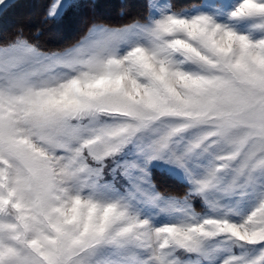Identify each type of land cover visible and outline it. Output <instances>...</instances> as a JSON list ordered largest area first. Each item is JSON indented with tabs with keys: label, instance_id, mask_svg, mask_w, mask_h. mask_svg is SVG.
<instances>
[{
	"label": "snow or ice",
	"instance_id": "6c2138e0",
	"mask_svg": "<svg viewBox=\"0 0 264 264\" xmlns=\"http://www.w3.org/2000/svg\"><path fill=\"white\" fill-rule=\"evenodd\" d=\"M132 6L0 41V264H264V0Z\"/></svg>",
	"mask_w": 264,
	"mask_h": 264
},
{
	"label": "rangeland",
	"instance_id": "374dc122",
	"mask_svg": "<svg viewBox=\"0 0 264 264\" xmlns=\"http://www.w3.org/2000/svg\"><path fill=\"white\" fill-rule=\"evenodd\" d=\"M39 1L40 2L23 1L20 4H18L17 7H15L12 11L4 15L3 19L0 18V41L11 39L20 30H23V32L27 34L29 37L35 38V35H34L36 33L35 28L38 27L39 25V15L41 14L39 13L40 12L39 6L41 5V0ZM77 1L79 0H67L69 4L77 3ZM84 1L86 2V0ZM177 2L186 3L187 0H177ZM136 3H138V0H120L119 3L116 0H113L111 3H109V5L111 6V8H109L110 6L108 5V3L103 2L97 5L100 8V10L108 8V9H111V11L107 12L106 14H102V13L97 14L96 12L93 16L97 21L104 22V23H98V24H104L110 27H118L121 24L127 22V20L131 16H135L137 14L138 9L132 6V5H135ZM123 4L129 5V7L124 8L121 6ZM82 9L83 7H81L80 10ZM125 13H127L128 15H124ZM74 14L75 12L72 13V15ZM46 18H47V15H46ZM68 18L69 17H67L66 20ZM88 18L94 19L91 15H89L87 19ZM51 20H55V19H51ZM84 20L85 18L83 15L77 16V17L74 16V17H70V20L68 19L66 24L64 21L63 24L66 27H70L71 25L73 29H77L80 26V23H82ZM74 21L75 23L72 24ZM58 28L56 27L52 28V25L49 23L48 26L46 27V31L43 33L44 39H51L53 42L57 43V42H60L61 40H64L66 36L70 38L73 36L71 34H65V32L62 33L63 30L62 32H60L62 28L61 25ZM157 180L164 187L175 188V185H172V183L166 179L157 177Z\"/></svg>",
	"mask_w": 264,
	"mask_h": 264
},
{
	"label": "trees",
	"instance_id": "16d2710c",
	"mask_svg": "<svg viewBox=\"0 0 264 264\" xmlns=\"http://www.w3.org/2000/svg\"><path fill=\"white\" fill-rule=\"evenodd\" d=\"M23 1H25V2L26 1H30V2L31 1H38V2H40L39 0H14V2L17 5ZM112 1L113 0H86V2H85L84 0H79V1H77V3H74V4L79 5V7H69L68 9H66V11L64 12L62 17L55 19V20H51L49 18H46V12H47L49 5L51 4L52 0H41V5L39 6V8H40L39 13H41V14L39 15V25H38V27L35 28L36 29V31H35L36 33L34 34L35 38H31L27 34H25L24 32L23 33H24V35H26V37L30 38L31 40H37L38 39L39 43L44 48L57 49V48H61V47H66L69 44L74 43L82 35H84L86 33V31L88 30V28L93 23H104L101 21H97L93 15L96 12H97V14H99V13L106 14L107 12H110L111 9L106 8V9L100 10V8L97 5H99L103 2H107L109 5V3H111ZM116 1L118 3L120 2V0H116ZM81 7H83L82 10H80ZM109 8H111V6ZM13 9H11L10 11H12ZM74 12H75V14L72 15V13H74ZM82 15L84 16L85 20L82 23H80V26L77 29H73L71 25H70V27H66L63 24L64 21L66 24L67 20L68 19L70 20V17H74V16L77 17V16H82ZM89 15H91L95 20L89 19V18L87 19V17ZM3 17H4V15L0 16V18H2V19H3ZM67 17H69V18L66 20ZM49 23L52 25V28H54V27L58 28L61 25L62 28H61L60 32H62V30H63L62 33L65 32V34H71L73 36L71 38L66 36L64 40H61L60 42H57V43L53 42L51 39H44L43 33L46 31V27L48 26ZM74 23H75V21L72 24H74ZM52 30H54V29H52ZM41 37H42V39H41Z\"/></svg>",
	"mask_w": 264,
	"mask_h": 264
},
{
	"label": "crops",
	"instance_id": "0c3cea01",
	"mask_svg": "<svg viewBox=\"0 0 264 264\" xmlns=\"http://www.w3.org/2000/svg\"><path fill=\"white\" fill-rule=\"evenodd\" d=\"M48 11V10H47Z\"/></svg>",
	"mask_w": 264,
	"mask_h": 264
}]
</instances>
